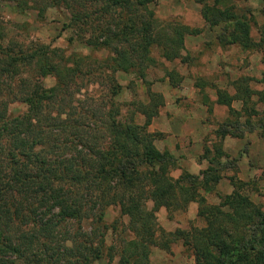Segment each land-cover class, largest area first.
<instances>
[{"label":"trees","instance_id":"16d2710c","mask_svg":"<svg viewBox=\"0 0 264 264\" xmlns=\"http://www.w3.org/2000/svg\"><path fill=\"white\" fill-rule=\"evenodd\" d=\"M5 1L15 3L20 12L36 9L41 17L54 6H65L70 13L67 28L80 30L82 37L90 30V37H84L87 44L110 50V57L96 61L102 74L136 69L144 76L146 68L157 63L153 47L167 61H174L183 56L185 36L199 32L181 25L160 28L149 9L153 0ZM202 15L211 26L226 23L228 34L220 36L225 44L245 49L261 45L252 38L254 17L240 15L234 7H205ZM261 31L264 42V25ZM4 41L0 29V264H93L103 256V237L95 244L84 232L80 242L69 237L66 226L77 221L83 229L91 219L101 228L105 210L112 204H119L122 214L129 216L135 234L124 241L118 264H151L158 208L173 202L176 206L205 202L197 185L215 190L223 179L218 167L231 165H222L215 157L202 176L173 180L171 155L161 152L153 134L145 130L153 113L146 114L145 126L124 124L117 119L112 101L99 127L94 111L80 112L70 100L81 90L73 91L74 85L80 87L79 80L92 74L84 70L90 66L87 57L59 55L46 45L17 51ZM174 74L170 71L169 77ZM47 77H54L56 84L47 87L41 81ZM247 81H235L234 95L219 90L217 102L230 113L235 112V99L246 107L255 94ZM115 88L117 94L119 84ZM257 94L264 102V91ZM14 102L23 103L26 112L11 116L9 107ZM104 122L111 137L107 148L99 145ZM261 128L264 136V124ZM230 130L228 124L219 128L217 137H239ZM233 183L237 191L219 206L201 211L207 227L174 233L193 247L197 264H264V207L239 191L246 183ZM149 201L155 205L151 209Z\"/></svg>","mask_w":264,"mask_h":264},{"label":"rangeland","instance_id":"374dc122","mask_svg":"<svg viewBox=\"0 0 264 264\" xmlns=\"http://www.w3.org/2000/svg\"><path fill=\"white\" fill-rule=\"evenodd\" d=\"M205 7H234L236 13L254 17L251 34L255 42L261 45L245 49L239 44L222 42L220 36L228 34L227 25L211 26L202 15ZM149 9L155 13L160 28L181 25L199 32L185 36L183 56L174 61H167L161 50L153 47L152 56L157 63L146 68L144 76L136 69L129 73H98L96 61L110 57V50L96 49L87 44L84 37H90V30L82 37L80 30L67 28L70 13L63 5L50 8L41 17L36 9L20 12L15 3L0 0V29L5 35V45L17 51H29L46 45L50 50L56 49L59 55L87 57L86 62L90 66H84V70L92 74L79 80L80 87L74 85L73 91L81 90L70 100L76 103L80 112L94 111L99 127L106 119L112 101L116 102L117 119L124 124L145 126L146 114L153 113L145 130L153 134L154 143L161 152L171 155L173 166L169 176L173 180L186 175L202 176L201 173L210 165V159L215 157L222 165H231L218 167L223 179L215 190H206L197 185L205 202L193 201L186 206H176L173 202L172 206H160L155 212L157 224L150 263L197 264L193 247L174 233L178 229L207 227V219L201 211L208 206H219L237 191L233 180L246 183L239 191L264 207V136L261 128L264 124V102L257 94L264 91V42H261L264 1L221 0L218 3V0H153ZM87 27L84 26L85 29ZM92 63L95 66H91ZM170 71H175L173 78L169 77ZM242 78L248 79L249 87L255 94L246 107L240 99H235L232 104L235 112L230 113L227 106L217 102L218 91L234 95V83ZM41 81L47 87L56 84L54 77ZM116 84L120 86L117 94L114 93ZM9 110L11 116H18L26 112L27 107L14 102ZM227 124L230 131L239 137L228 136L224 140L217 137V130L223 126L226 128ZM103 125L99 145L107 148L111 137L106 133L105 122ZM252 127L254 129L250 131ZM198 134L204 135V138L199 139ZM215 147L226 155L220 154ZM206 151L208 156L204 157ZM154 206L152 201L147 204L149 209ZM98 226L89 219L84 222L83 229L77 221H70L66 229L71 239L80 242L84 238L80 233L84 232L91 236L90 240L95 244L103 237V256L93 264H112L111 258L113 264H118L124 241L135 237L129 216L122 214L119 204H112L105 210L101 228Z\"/></svg>","mask_w":264,"mask_h":264},{"label":"crops","instance_id":"0c3cea01","mask_svg":"<svg viewBox=\"0 0 264 264\" xmlns=\"http://www.w3.org/2000/svg\"><path fill=\"white\" fill-rule=\"evenodd\" d=\"M189 113V112H188ZM191 114H189V116H190ZM197 137L200 139V138H204V135H200V134H198L197 135ZM228 140V139H227Z\"/></svg>","mask_w":264,"mask_h":264}]
</instances>
